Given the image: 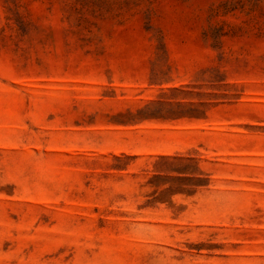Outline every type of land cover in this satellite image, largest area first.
I'll use <instances>...</instances> for the list:
<instances>
[{
    "label": "rangeland",
    "instance_id": "1",
    "mask_svg": "<svg viewBox=\"0 0 264 264\" xmlns=\"http://www.w3.org/2000/svg\"><path fill=\"white\" fill-rule=\"evenodd\" d=\"M0 264H264V0H0Z\"/></svg>",
    "mask_w": 264,
    "mask_h": 264
}]
</instances>
